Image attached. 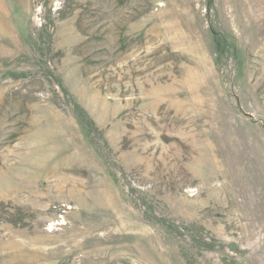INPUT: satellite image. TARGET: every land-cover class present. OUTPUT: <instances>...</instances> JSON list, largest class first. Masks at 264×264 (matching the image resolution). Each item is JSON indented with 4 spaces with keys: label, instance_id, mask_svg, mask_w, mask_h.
<instances>
[{
    "label": "rangeland",
    "instance_id": "rangeland-1",
    "mask_svg": "<svg viewBox=\"0 0 264 264\" xmlns=\"http://www.w3.org/2000/svg\"><path fill=\"white\" fill-rule=\"evenodd\" d=\"M0 264H264V0H0Z\"/></svg>",
    "mask_w": 264,
    "mask_h": 264
}]
</instances>
